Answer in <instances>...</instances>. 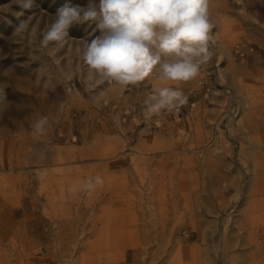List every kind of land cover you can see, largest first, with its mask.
Instances as JSON below:
<instances>
[{
    "label": "rangeland",
    "instance_id": "rangeland-1",
    "mask_svg": "<svg viewBox=\"0 0 264 264\" xmlns=\"http://www.w3.org/2000/svg\"><path fill=\"white\" fill-rule=\"evenodd\" d=\"M89 2L0 0V264H264V0H209L211 59L159 115L154 75L89 77L95 23L40 46Z\"/></svg>",
    "mask_w": 264,
    "mask_h": 264
},
{
    "label": "clouds",
    "instance_id": "clouds-1",
    "mask_svg": "<svg viewBox=\"0 0 264 264\" xmlns=\"http://www.w3.org/2000/svg\"><path fill=\"white\" fill-rule=\"evenodd\" d=\"M30 8L33 0H17ZM78 23H95L100 35L86 40L75 52L91 79L122 87L150 75L160 81L145 101L149 115L171 112L187 97L171 82L196 78L212 56L209 0H90L85 6L65 3L41 32L40 46L53 53L66 45L70 29ZM44 120L35 125L41 130ZM99 183V177L96 178Z\"/></svg>",
    "mask_w": 264,
    "mask_h": 264
},
{
    "label": "bare ground",
    "instance_id": "bare-ground-1",
    "mask_svg": "<svg viewBox=\"0 0 264 264\" xmlns=\"http://www.w3.org/2000/svg\"><path fill=\"white\" fill-rule=\"evenodd\" d=\"M245 50H248L247 48L246 49H243V47H241V51L242 52H244ZM249 51V50H248ZM245 54H247V53H245ZM241 56H243V54L241 55Z\"/></svg>",
    "mask_w": 264,
    "mask_h": 264
}]
</instances>
